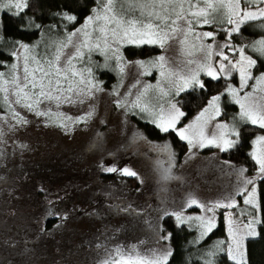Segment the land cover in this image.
Instances as JSON below:
<instances>
[{"label": "rangeland", "instance_id": "374dc122", "mask_svg": "<svg viewBox=\"0 0 264 264\" xmlns=\"http://www.w3.org/2000/svg\"><path fill=\"white\" fill-rule=\"evenodd\" d=\"M191 2L196 4V0H191ZM117 7L119 8L120 5L117 4ZM185 7L187 8V5ZM199 7H203V5L201 4ZM241 7H244V5L242 4ZM253 10H255V6H253ZM15 11V9H2L0 14L3 12L13 14ZM192 11H195V9H192ZM135 15L139 16V11ZM84 22L77 28L81 27ZM99 23H103V21ZM231 27L232 25L227 24L226 21L209 25L194 24V31L214 32L215 42L224 44L228 40V34L225 30L231 29ZM67 33L55 26L42 29L38 37L27 45L30 48L35 46L36 53H48L51 56L55 53L58 42L64 40ZM223 33L225 34L224 39L220 36ZM98 34L94 33V35ZM262 37H264V34H259L253 41ZM74 39L78 41L82 37L78 35ZM180 39H182V36L170 40L163 49L157 45H142L139 47L125 45L121 48V52L125 61L128 62L136 60L149 61L163 55L168 60V66L184 68L183 62L192 57L181 54ZM204 43L209 44L213 41L211 38H207ZM230 43L237 49L245 47V55L256 59L257 63L264 61V58H260L258 53L249 47L251 42L238 44L231 39ZM143 46L155 47L159 50V53L140 59H132L125 55L126 48H140ZM187 47L186 45L185 50H187ZM64 51L65 55L62 57L61 66H63V61L66 60L67 56L74 52V49L69 47ZM223 51L233 62L239 59L238 52H233L230 49H224ZM16 52H23V49L19 46ZM197 56L203 60V53H198ZM212 61L214 66L218 67L221 58L213 56ZM91 62L92 66L104 65L105 58L99 52H93ZM223 62L227 63V61ZM12 63L20 64L18 75L21 77V83H23V61H17L16 57L13 56ZM74 63L77 69L90 66L87 56L83 62L74 61ZM108 64L109 67L107 68L94 67L95 81L99 83L103 91L93 89V94L90 97H76L73 95V99L76 100L75 103H62L59 108L54 102L46 101L39 105L42 110L50 109L52 113H63L67 117H72L73 120L77 117L83 118L79 123L63 120V123L67 125V127H63L61 126V118L58 116H37L34 112H29L20 105L13 103L12 107L28 121L27 124L21 125L17 124L16 120L11 117L6 106L0 107V117L3 118L0 119V214H2L0 215V264H99L105 251H110L117 246L131 247L136 245L139 250L148 252L161 249L172 251L167 232L162 234V237L167 236V239L160 237L154 243H151L142 234L139 235L137 226H135L138 231L137 235L128 236L131 226H129L127 220L123 216L115 215L110 211L111 217L107 220L69 219V221H72L64 225L61 231L46 232L43 230L44 224H41L40 229H36L35 224L31 221V215L37 214L39 206L64 203V201L73 198L77 199L80 193H82L80 197L85 198L92 191L97 188L100 189L98 182L92 180V171H84L83 168L96 163L104 154L114 150L129 135H139L140 131L136 130L133 124L148 122L156 127L152 123L154 116L150 112H142L140 107H132V105L137 95L143 91L144 85H156L157 81L161 79L159 69L151 68L150 75H141L142 69L128 63L125 66L124 73L121 74L115 60L109 61ZM190 67L195 68L196 65L193 64ZM1 71L7 73L8 68L5 67ZM252 72L253 76L264 73L255 68L252 69ZM36 75L39 77L40 74L37 73ZM112 75L115 78H112ZM206 79L213 80L201 73L200 80L204 83ZM219 79L228 81L235 88L240 86L238 71H233L232 75L227 78L221 76ZM253 83H255L254 80L249 81V87L245 88L244 91H252L251 85ZM161 84L165 88L168 87L163 81H161ZM190 89L193 88L187 90ZM114 90L116 94H113ZM183 92L176 95L175 90H172L171 95L157 101L158 92L155 89H150L141 103L143 105L145 102H150L156 104L157 107L159 104H164L166 108L168 101L177 104L178 97ZM223 93L228 102L236 107L237 111L233 113L231 109H228L221 96V116L209 123L206 130V134L209 136L216 131V123L235 124L238 126L240 133H242L243 126L252 125L240 121V106L232 101V97L225 90ZM259 94L257 93V95ZM240 95H243V92ZM2 97L3 93H0V99ZM80 99H83L84 102L80 103ZM10 100L14 101L15 97L10 96ZM117 100L122 101L123 105L118 107ZM90 112L92 115L89 117L88 113ZM102 124L106 125V136L93 154L85 155L84 147L90 132ZM254 126L258 127L257 125ZM257 136H253L252 141ZM231 138L235 139V137ZM252 141L250 152L253 150ZM186 144L187 152L178 163L170 168L171 171L168 174L162 169L165 165L162 159L159 160L160 158L158 159L159 162L156 159L136 156L126 162V164L130 163L131 167L136 169L141 189L134 197L137 202L144 205V208H149L148 210L159 214L165 212L170 214L181 213L184 217L212 215V213H205L195 204L189 205V199H196L199 204L209 205L215 201L223 200L226 196L234 195L238 191V178L235 172L237 168L228 166L226 171L223 172L217 169V165L220 164L219 161H222V153L226 151L222 152L214 146L204 148L197 146L190 150L187 141ZM252 161L255 164V173L252 175L256 177L254 186L258 200V180L261 178L257 175L258 165L253 159ZM109 165H112V163L110 162ZM164 173L167 175H163ZM244 176L249 177L250 175L245 172ZM107 185L108 188H101L102 195L110 193L114 189L113 183L108 182ZM252 187L253 185H248L247 191H250ZM246 194L244 192L234 195L236 208L216 209V227L222 212L225 237L224 239L218 238L215 240L209 247L208 253L215 250L218 241H225L222 247H227L229 237L226 217L228 213H231L233 220L241 225L251 218L248 215H241L242 209L248 208L250 212L255 214V210L244 204ZM224 202L227 203L226 200ZM80 206L77 202L72 203L73 210ZM82 210L83 213L87 214V211L95 209L84 207ZM149 215L152 216V214ZM171 216L178 224L176 216ZM178 225H184L194 230L195 242L197 243L204 241L207 236L200 237L199 222L194 219L186 220ZM246 239L244 240V250ZM220 253L225 252H218L217 255Z\"/></svg>", "mask_w": 264, "mask_h": 264}, {"label": "snow or ice", "instance_id": "6c2138e0", "mask_svg": "<svg viewBox=\"0 0 264 264\" xmlns=\"http://www.w3.org/2000/svg\"><path fill=\"white\" fill-rule=\"evenodd\" d=\"M117 4L120 5L119 8ZM201 4L203 7H199ZM242 4L244 7H241ZM97 5V8L92 9V14L85 18L81 27L68 32L64 40L58 42L56 51L51 56L48 53H36L35 46L30 48L27 44H20L23 52H13L12 55L16 57L17 61H23V83L18 75L19 63L4 65V62L0 61V66L8 68L7 73L0 71V93H3L0 107L6 106L17 124H27L28 121L12 107L13 103L29 112H34L37 116H58L61 118L63 127H67L63 120L79 123L83 118L77 117L73 120L72 117H67L63 113H52L50 109L42 110L39 105L46 101L54 102L59 108L62 103H75L73 95L90 97L93 94V89L103 91L99 83L95 81L94 67L107 68L109 67L108 62L115 60L121 74L124 73L128 63L142 69L141 75H150L151 68L159 69L161 79L157 81L156 85H144L143 91L137 95L132 107H140L142 112H150L154 116L152 123L161 132L174 131L181 140L187 141L190 150L197 146L200 148L214 146L223 152L235 147L240 142L241 133L235 124L216 123V131L212 132L210 136L206 134L209 123L221 116L220 100L224 93L212 96L207 106L188 125L177 127L185 113L176 103L168 101L166 108L164 104H159L157 107L156 104L150 102H145L142 105L141 102L150 89H155L158 92L157 101H159V99L171 95L172 90H175V94L179 95L180 92L189 88L203 89L205 84L200 80L201 73L213 80H218L221 76L227 78L232 75L233 71H238L239 88L228 84L225 92L232 97L234 103L240 106V121L264 129V73L253 76L252 69L256 67L257 60L245 55V47L237 49L230 43L232 34L239 33L242 26L250 22L254 23L255 27L264 30V6H261L264 5V0H196V4H192L191 0H97ZM28 6V0H0V10L15 9L13 15L22 12ZM253 6H255V10H253ZM137 11H139V16L135 15ZM63 15L70 22L77 20L74 15L67 13ZM100 21L103 23H99ZM225 21L232 27L225 30L228 40L224 44L215 42L214 32L194 31V24L209 25ZM94 33L99 34L94 35ZM78 35L82 39L77 41L74 38ZM177 36H182V39L179 40L181 54L192 57L183 62L184 68L168 66V60L163 55L149 61L128 62L125 61L121 52V48L125 45L137 47L157 45L163 49L170 40L176 39ZM207 38H211L213 43L205 44L204 40ZM186 45L188 46L187 50H185ZM69 47H72L74 52L67 56L61 66L62 57L65 55L64 50ZM249 47L258 53L260 58H264V37L251 42ZM224 49L238 52L239 59L233 62L224 54ZM93 52H99L104 56V65L92 66L91 54ZM198 53H203V60L197 56ZM86 56L90 66L77 69L74 61L83 62ZM213 56L221 58L218 67L213 64ZM223 61H227V63ZM193 64L196 65L195 68L190 67ZM37 73L40 74L39 77H37ZM252 80L255 81L251 85L252 91H244L249 87V81ZM161 81L168 87H163ZM241 92L243 95H240ZM257 93L260 94L257 95ZM113 94H116L115 90ZM10 96L15 97V100H10ZM79 102L83 103L84 101L80 99ZM116 103L118 107L123 105L120 100H117ZM91 115V112L88 113L89 117ZM0 119L3 118L0 117ZM231 137H235V139ZM252 144L253 150L249 155L258 165L257 175L264 179V135H258ZM163 147L167 150L168 146L164 145ZM104 170L107 172L120 171L122 175L127 176L137 175L129 168L118 170L115 167H108ZM246 171L244 168L235 170L238 178V191L234 195L246 192L244 204L255 210V214L248 208L242 209L241 215H248L251 218L241 225L233 220L231 213H228L226 217L229 237L227 247H222L225 241H218L215 250L208 253L209 256L214 257L218 252H225L228 260L233 261L234 264H248L244 240L247 237L256 236V225L262 223L259 218L261 205L257 200L254 186L256 177H245ZM248 185H253L250 191H247ZM234 195L226 196L223 200L215 201L209 205L199 204L196 199H189V205L195 204L205 213H212V215L184 217L181 213L170 214L167 212L164 215H175L178 224H182L186 220L198 221L201 229L200 237L203 238L216 227V209L237 207ZM225 200L227 203L224 202ZM161 238L167 239L168 237ZM170 256H172L170 249L148 252L139 250L136 245L117 246L110 251L106 250L99 264H167ZM206 264H213V261L209 260Z\"/></svg>", "mask_w": 264, "mask_h": 264}, {"label": "trees", "instance_id": "16d2710c", "mask_svg": "<svg viewBox=\"0 0 264 264\" xmlns=\"http://www.w3.org/2000/svg\"><path fill=\"white\" fill-rule=\"evenodd\" d=\"M28 2L29 6L16 15L7 12L0 14V61H3L4 65L12 63V53L16 52L20 44L33 42L42 29L55 26L59 30L71 32L80 26L86 17L92 14L93 8L98 7L97 0H28ZM64 13L76 16L77 20L72 22L68 21L65 19ZM37 25L39 27H36ZM259 34H264V30L255 27L254 23L250 22L242 26L239 33L232 34L231 39L234 43L246 44L252 42ZM220 36L224 39L225 34L223 33ZM158 53L159 50L157 48L149 46L125 49V55L132 59H140ZM5 67L0 66V71ZM255 69L264 72V61H259ZM112 78H115L114 75H112ZM204 84L205 87L203 89L193 88L181 93L178 97L177 106L185 113V124H189L195 118L212 96L223 93L229 82L224 79H206ZM222 99L228 109H231L233 113L237 111L236 107L228 102L225 94L222 95ZM138 126L145 134V138L149 141V147L147 149L143 147L133 155L146 159L152 158L157 161H161L162 159L165 165L162 169L168 174L171 171L170 168L178 163L181 157L187 152L185 140H181L174 131L170 130L167 133L161 132L157 127L148 122H140ZM263 134L264 130L254 125L243 126L240 142L233 149L222 153V161H219L220 164L217 165V169L223 172L226 171L228 166L237 169L244 168L253 177L254 175L252 174L255 173V164L249 155L251 141L253 136ZM164 145L168 146L167 150L164 149ZM111 159L108 160L109 163L113 162ZM166 173L163 175H167ZM92 180L98 182L100 189L97 188L86 195L85 198L80 197L82 194L80 193L77 199H68L61 205L52 203L39 206L37 214L41 216L50 215L55 213L57 209H61V212L68 215L70 217L69 219L72 220L88 218L92 221H99L98 217L103 216V214L107 216L104 220L109 219L111 217L109 214L110 211L115 215L123 216L127 220L129 226H131L128 236H136L139 231V235L142 234L151 243H154V241L162 237L163 233L167 232L169 243L172 247V256H170L167 264H206L207 260L212 259L213 264H234L233 261L228 260L225 253H220L214 258L208 256L209 247L214 241L218 238L224 239L225 237L222 212L220 213L217 227L214 231L208 234L204 241L197 243L195 242L194 230L184 225L176 224L171 215L159 214L158 212L148 210L149 208H144V205H141L135 199H131L129 202L128 196L124 193L120 194L122 197L121 201L117 203L105 201L104 203V197H101L100 190L101 188H108V182L114 183V177L112 175L99 177L95 173L93 174ZM131 183H134L132 187L139 192L141 187L138 185V182ZM258 183V202L261 205L259 218L262 223L256 225V236L248 237L245 241V252L248 264H264V179H259ZM114 189L110 192L111 194L115 193L116 190ZM136 191L135 193H137ZM119 193H121V190H119ZM105 198H107L106 195ZM75 202L78 205L80 204L81 208L78 207L76 210H73L72 203ZM106 202H109V204ZM110 203L113 205H110ZM84 207H92L95 210L87 211V214H85L82 210ZM149 214H152V216L150 217ZM41 224H44L43 230L46 232L55 229V227L50 229L54 224L52 221L48 223L42 222ZM135 226L138 227V231ZM57 230L61 231L62 229L59 228Z\"/></svg>", "mask_w": 264, "mask_h": 264}, {"label": "flooded vegetation", "instance_id": "af4514ba", "mask_svg": "<svg viewBox=\"0 0 264 264\" xmlns=\"http://www.w3.org/2000/svg\"><path fill=\"white\" fill-rule=\"evenodd\" d=\"M185 125H188L187 123H184V117L181 118L180 123L177 125V127H184ZM134 128L136 130L140 131L139 135H135V134H131L129 135L124 141L120 142V144L118 146H116V148L106 154H104V156H102L96 163H94L91 166H87L84 167V171H89L92 170V173L95 174L97 173V175L99 177H106V176H110L112 175L114 177V187H116L114 190L115 193L111 194V193H107L104 195H101V197H104V203L105 201H112L117 203L118 201H121L122 197L120 194H125L126 196H128V201L130 202L131 199H135V191L136 189H134L132 187V185L134 183L131 182H138V185L141 187L140 185V181L138 180V176H127V175H122L120 171H116V172H107L104 169L108 168V167H115L118 170L124 169V168H129L130 170L136 172V169L131 167L130 163H127L128 161H130L132 158L134 159V157H136V155H133L136 151L142 149L143 147L145 149H147L149 147V141L145 138V134L143 133V131L139 128L138 123L137 124H133ZM160 130V129H159ZM106 136V125H99L97 126L95 129H93L90 132V135L88 137V140L85 144L84 147V152L85 155H90L93 154L97 147L99 146V144L103 141L104 137ZM186 142V141H185ZM114 158V159H111ZM113 160L112 165H109V161L108 160ZM96 171V172H95ZM95 172V173H94ZM137 174V173H136ZM121 190V193H119V190ZM137 192V191H136ZM105 195L107 196V198H105ZM110 197V199H109ZM66 202V201H64ZM107 203V202H106ZM128 203V202H127ZM55 205L58 204H63V203H54ZM109 204V202L107 203ZM110 205H113L110 203ZM57 209V213L55 212L54 214H48V215H39V214H33L31 215V221L35 224V228L38 229L41 226V223H48V222H54V224L51 226L50 229L54 228V230L57 229H62L64 227V225H67L70 221H69V216L64 214L63 212H61V209L59 210ZM107 216L105 214H103V216H99L98 219L99 220H104V218H106ZM97 219V220H98ZM59 226V227H58ZM57 227V228H56ZM40 229V228H39ZM52 231V230H50Z\"/></svg>", "mask_w": 264, "mask_h": 264}]
</instances>
